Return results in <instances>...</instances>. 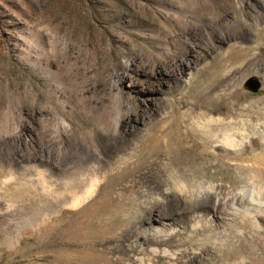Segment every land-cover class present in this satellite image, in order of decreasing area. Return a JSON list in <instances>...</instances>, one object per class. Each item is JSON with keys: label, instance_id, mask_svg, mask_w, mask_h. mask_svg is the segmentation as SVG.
<instances>
[{"label": "rangeland", "instance_id": "obj_1", "mask_svg": "<svg viewBox=\"0 0 264 264\" xmlns=\"http://www.w3.org/2000/svg\"><path fill=\"white\" fill-rule=\"evenodd\" d=\"M221 2L213 37L197 0H0V264H57L67 248L60 234L87 204L54 211L53 229L33 220L46 194H73L80 181L94 185L83 218L107 205L95 225L112 260L130 246L145 264L260 263L264 213L255 212L261 231L241 212L233 227L206 207L191 221L180 198L164 193L177 169L192 183L232 191L248 171L220 172L215 158L198 153L195 165L178 168L165 156L141 166L135 158L148 127L174 111L200 125L264 122V0ZM192 27L201 40L184 34ZM192 82L207 93L189 90ZM154 233L159 243L149 241Z\"/></svg>", "mask_w": 264, "mask_h": 264}, {"label": "bare ground", "instance_id": "obj_2", "mask_svg": "<svg viewBox=\"0 0 264 264\" xmlns=\"http://www.w3.org/2000/svg\"><path fill=\"white\" fill-rule=\"evenodd\" d=\"M205 1L197 0L199 5L196 8H198V12H205V16H208L212 36L216 37V29H218L217 18L223 8L222 0H210V4H206L207 6H204ZM223 3L225 4V2ZM197 30L193 29V27L188 28L184 34L189 35L194 40H201V34ZM215 41L220 44L223 43L222 41H217V39ZM144 56L148 59L147 65L154 66L155 71L162 70L161 60L155 58L149 52H146ZM144 56H141L142 60ZM184 56H187L186 53ZM215 80L210 74L205 75L204 83L209 86L207 91L214 90ZM188 89L197 94L203 93L204 95V93H207L202 90V85L196 82L190 83ZM186 121L190 120L183 118L178 111H174L171 120L148 127L146 137L139 146V154L135 156L138 162L137 165L141 166L146 162H152L156 158L165 156L171 162V165L177 168L185 164L193 166L197 163L195 157L196 153H198L205 159L215 158L217 161L216 167L220 172L231 167L248 171L251 175L246 177L247 183L242 185L240 189L232 191L225 190L222 186L203 180L192 183L177 169L173 171L175 176L169 178L170 188L166 187L164 193H171L180 198L181 202L187 207L188 217L191 221L197 220L199 210L206 207L218 220L231 227L234 226L237 220V214L241 212L245 216L252 218L255 227L258 231H261L255 212L264 213V184L261 183L259 176L262 173L264 174V122L254 125L246 120L245 122H238L218 119V121L208 120L200 125L196 123L197 121H190L188 124ZM60 138H63V135H60ZM133 164L128 165V169H132ZM252 181L256 183H250ZM249 183L250 185H248ZM87 185L88 187L86 188ZM93 187V183H81L80 181V183L73 185V194L70 192L58 193L54 201L49 199L53 194H46L45 197L48 199L45 200L44 206L40 208L41 212L39 215H36L38 217L33 220V223L37 222L43 226L42 230L53 229L55 222L60 219L56 215L63 214L62 210H65V208L77 209L84 203L87 204L86 207H83L77 213V219L74 220V223L70 224L60 234V245L62 244L61 246L63 247L64 244H67V248L58 255L57 264H145V255L140 253V250L135 251L132 246V248H129L130 246L127 247V253H124L123 256L117 255L115 260H112L111 252L103 248L105 242H103V237L95 224L107 205L104 208L102 206L93 210L92 216L83 218V213L94 203V201H89V198L93 195ZM77 193H80V195L74 197ZM54 211L56 215L50 216ZM239 233L244 235L243 231ZM260 236L262 237V234ZM225 237L221 235L218 242L227 244L228 238ZM149 241L159 243L158 233L152 234ZM98 246L103 249L98 248ZM69 247H73L74 250ZM248 248L245 247L243 253L250 255L257 250L256 247ZM57 251L59 250L57 249ZM151 252L152 254L157 253L156 249H151ZM263 256L260 252L258 256L260 263L258 264L263 263Z\"/></svg>", "mask_w": 264, "mask_h": 264}, {"label": "water", "instance_id": "obj_3", "mask_svg": "<svg viewBox=\"0 0 264 264\" xmlns=\"http://www.w3.org/2000/svg\"><path fill=\"white\" fill-rule=\"evenodd\" d=\"M246 87H247L249 90L255 92V91H257V89L259 88V82H258L256 79H254V78H250V79L246 82Z\"/></svg>", "mask_w": 264, "mask_h": 264}]
</instances>
